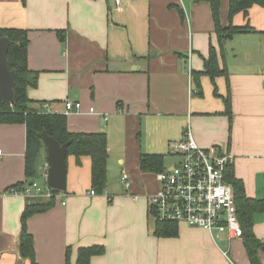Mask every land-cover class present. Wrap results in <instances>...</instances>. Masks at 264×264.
Returning <instances> with one entry per match:
<instances>
[{
	"label": "crops",
	"instance_id": "crops-1",
	"mask_svg": "<svg viewBox=\"0 0 264 264\" xmlns=\"http://www.w3.org/2000/svg\"><path fill=\"white\" fill-rule=\"evenodd\" d=\"M228 3L220 0L222 26ZM232 23L254 31L234 34L220 54L207 0H122L119 7L113 0H0V28L24 29L29 38L30 106L63 113L65 101L80 102L79 112L66 114L67 129L107 138V196L88 194L90 158L77 164L68 155L66 189L27 219L36 264H65L67 250L74 264L77 249L90 245L104 247L90 264H249L241 237L181 224L175 237L156 236L148 196L159 189L158 172L139 167L142 154H156L170 168L165 156L176 155L170 145L189 124L200 147L231 155L246 196L264 197V7L253 4ZM210 45L227 76L201 73ZM0 151V264H30L18 250L30 199L8 193L36 177L25 175L24 124H0ZM253 233L264 241V212L254 215ZM259 259L264 264V252Z\"/></svg>",
	"mask_w": 264,
	"mask_h": 264
},
{
	"label": "trees",
	"instance_id": "trees-1",
	"mask_svg": "<svg viewBox=\"0 0 264 264\" xmlns=\"http://www.w3.org/2000/svg\"><path fill=\"white\" fill-rule=\"evenodd\" d=\"M210 4L211 18L218 37L220 54L224 50V43L234 34L252 32L254 28L248 23L235 25L232 18L236 13L247 14V10L253 4L264 7V0H229L228 25L222 26L219 19L220 0H207ZM181 12V9H179ZM58 37L64 40V32H57ZM8 37L10 45L7 50V63L10 70L15 71L13 84V102L0 100V124H24L26 129L25 151V175L29 178L35 176V162L46 147L38 137L40 131H45L55 138L60 144L70 141L67 147V156L72 155L77 164L83 156H88L90 166V187L96 193H101L107 183V138L104 132H70L67 129L66 115L62 113H46L30 106L27 96V77L32 74L27 66V47L29 38L27 31L19 28H0V37ZM211 79L216 76H227L226 67L218 63V54L210 45L208 56L203 61L201 72ZM199 74V73H196ZM226 113L231 119L230 95L225 98ZM163 157L156 154H142L139 167L146 172H160L163 169ZM224 179L232 186L237 218L241 228V238L245 248L249 264H261L259 252H264V241L257 239L253 233L254 215L264 212V197L250 198L246 196L243 182L234 174L232 163H228ZM22 183L16 184L20 187ZM53 191H58L53 189ZM54 203V199H30L22 210L20 216V233L18 250L22 258L28 259L30 264H36L33 236L27 231L26 221L35 214L48 210ZM154 234L159 237H175L178 234V224L172 221H155ZM104 252L101 245L82 246L77 249V257L74 264H90L92 256ZM65 264L69 261V250L65 254Z\"/></svg>",
	"mask_w": 264,
	"mask_h": 264
},
{
	"label": "built area",
	"instance_id": "built-area-1",
	"mask_svg": "<svg viewBox=\"0 0 264 264\" xmlns=\"http://www.w3.org/2000/svg\"><path fill=\"white\" fill-rule=\"evenodd\" d=\"M177 1L182 6V0ZM113 2L119 7L122 0H113ZM43 107L48 108V104L44 103ZM80 109V102L65 101L62 114L79 112ZM89 111L94 112V108L90 107ZM170 149L180 158L170 168L157 173L159 189L148 196L149 211L155 221L183 223L190 227L215 232L216 236L225 233L228 239L241 237L233 189L224 179L225 168L231 163V155L221 153L215 148L200 147L193 138L189 124L182 138L171 143ZM46 170L47 162L44 164L42 182L31 179L20 187H11L8 193L25 199L55 200L62 191L55 192L47 185ZM121 180L125 187L129 186L124 171L121 173ZM102 193L107 196L105 190ZM88 194L95 195L96 192L91 189ZM222 253L228 258L227 251Z\"/></svg>",
	"mask_w": 264,
	"mask_h": 264
},
{
	"label": "water",
	"instance_id": "water-1",
	"mask_svg": "<svg viewBox=\"0 0 264 264\" xmlns=\"http://www.w3.org/2000/svg\"><path fill=\"white\" fill-rule=\"evenodd\" d=\"M10 45L8 37H0V100L13 102V84L15 71L10 70L7 63V50ZM33 74L27 77L28 84H33ZM38 137L43 141L46 151L45 160L47 162L46 182L55 190L64 191L66 189V157L67 147L70 141L60 144L55 138L45 131H40Z\"/></svg>",
	"mask_w": 264,
	"mask_h": 264
},
{
	"label": "rangeland",
	"instance_id": "rangeland-1",
	"mask_svg": "<svg viewBox=\"0 0 264 264\" xmlns=\"http://www.w3.org/2000/svg\"><path fill=\"white\" fill-rule=\"evenodd\" d=\"M210 149V148H209ZM179 156L178 155H173V154H169V155H166L165 156V159H164V166L165 167H169L171 165H173L174 163H176L178 160H179ZM43 160H40V157L37 158L36 162H35V172H36V177L35 179L38 180L39 182H42V172L40 170V166L37 168V163L39 162H42ZM44 162L46 164V160H45V153H44ZM41 165V163H40ZM37 168V169H36ZM46 172V171H45ZM114 178H116V176L114 175H111L110 176V181H113ZM181 225H187V224H183V223H180ZM188 226V225H187ZM232 260V257H230V260L229 262Z\"/></svg>",
	"mask_w": 264,
	"mask_h": 264
}]
</instances>
